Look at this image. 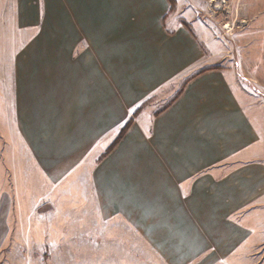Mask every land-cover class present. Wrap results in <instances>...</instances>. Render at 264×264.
Masks as SVG:
<instances>
[{"label":"crops","instance_id":"crops-1","mask_svg":"<svg viewBox=\"0 0 264 264\" xmlns=\"http://www.w3.org/2000/svg\"><path fill=\"white\" fill-rule=\"evenodd\" d=\"M175 1L0 0L23 33L4 59L9 127L58 202L87 188L168 264H264V99L211 63L194 3ZM8 185L0 162V252Z\"/></svg>","mask_w":264,"mask_h":264},{"label":"rangeland","instance_id":"rangeland-1","mask_svg":"<svg viewBox=\"0 0 264 264\" xmlns=\"http://www.w3.org/2000/svg\"><path fill=\"white\" fill-rule=\"evenodd\" d=\"M170 2L175 9L176 1ZM192 3V16L202 23L200 37L212 56L211 63L236 70L242 85L264 99V0ZM188 5L186 0L185 7L190 8ZM5 25L0 18L1 75L7 63L4 59L10 49L9 40L23 35ZM2 80L3 75L0 162L14 193V209L0 264H168L153 246L152 238L142 236L128 221L103 218L89 204L87 188H76V198L70 190L68 204L58 202L60 192L42 181L25 148L18 145L15 131L9 127L8 87ZM218 263L205 260L194 264Z\"/></svg>","mask_w":264,"mask_h":264},{"label":"trees","instance_id":"trees-1","mask_svg":"<svg viewBox=\"0 0 264 264\" xmlns=\"http://www.w3.org/2000/svg\"><path fill=\"white\" fill-rule=\"evenodd\" d=\"M132 123V119L126 124V126L122 129L120 135L118 136V138L114 141V143L110 146V148L108 150L113 149V147L118 143L119 139L121 138V136L125 133V131L127 130V128L129 127V125Z\"/></svg>","mask_w":264,"mask_h":264},{"label":"snow or ice","instance_id":"snow-or-ice-1","mask_svg":"<svg viewBox=\"0 0 264 264\" xmlns=\"http://www.w3.org/2000/svg\"><path fill=\"white\" fill-rule=\"evenodd\" d=\"M182 187V186H181ZM185 195H186V193H185Z\"/></svg>","mask_w":264,"mask_h":264},{"label":"bare ground","instance_id":"bare-ground-1","mask_svg":"<svg viewBox=\"0 0 264 264\" xmlns=\"http://www.w3.org/2000/svg\"><path fill=\"white\" fill-rule=\"evenodd\" d=\"M227 26H228V25H227ZM227 26H226V27H227Z\"/></svg>","mask_w":264,"mask_h":264}]
</instances>
